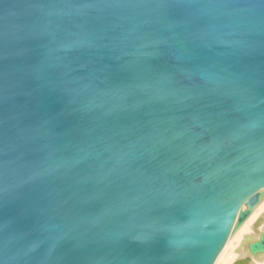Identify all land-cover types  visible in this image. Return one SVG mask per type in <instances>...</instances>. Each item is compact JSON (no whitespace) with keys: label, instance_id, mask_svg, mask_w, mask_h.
Here are the masks:
<instances>
[{"label":"water","instance_id":"obj_1","mask_svg":"<svg viewBox=\"0 0 264 264\" xmlns=\"http://www.w3.org/2000/svg\"><path fill=\"white\" fill-rule=\"evenodd\" d=\"M263 198L264 0H0V264H214Z\"/></svg>","mask_w":264,"mask_h":264},{"label":"bare ground","instance_id":"obj_2","mask_svg":"<svg viewBox=\"0 0 264 264\" xmlns=\"http://www.w3.org/2000/svg\"><path fill=\"white\" fill-rule=\"evenodd\" d=\"M261 222L255 227V223ZM264 231V198L256 206L253 213L227 240L223 250L214 264H234L236 261L249 256L247 244L258 240L259 234ZM249 264H264V255L252 259Z\"/></svg>","mask_w":264,"mask_h":264}]
</instances>
